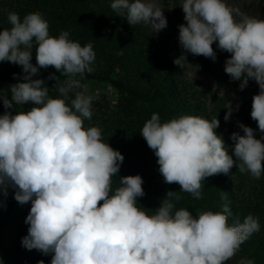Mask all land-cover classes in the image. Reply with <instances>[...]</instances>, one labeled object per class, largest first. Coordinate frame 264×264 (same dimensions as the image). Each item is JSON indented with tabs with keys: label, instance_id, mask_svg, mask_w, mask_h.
I'll list each match as a JSON object with an SVG mask.
<instances>
[{
	"label": "clouds",
	"instance_id": "obj_1",
	"mask_svg": "<svg viewBox=\"0 0 264 264\" xmlns=\"http://www.w3.org/2000/svg\"><path fill=\"white\" fill-rule=\"evenodd\" d=\"M110 7L131 26H150L153 34L167 27L159 0H112ZM180 7L186 24L179 25L178 38L186 52L215 61L216 43L230 54L224 71L241 81L240 90L250 79L257 83L250 115L264 134V19L226 0H181ZM7 19L11 27L0 30V62L22 66L24 75L7 91L0 89L4 108L15 109L0 115V193L6 197L11 187L20 205L31 203L21 240L25 249L51 254V264H225L260 230L258 217L251 214L228 224L232 212L225 191L220 192L222 211H198L195 217L184 208L174 211V201L181 199L179 192L202 199L203 182L229 174L233 166L259 179L264 135L257 139L255 130L241 123L243 135H231L233 159L215 131L217 117L186 114L161 122L153 113L140 134L157 158L164 183L178 184L180 191H167L150 215L137 201L145 195L142 177H119L114 189L112 178L124 156L104 142L99 126H84L93 115V97L82 83L94 71L93 45L82 46L67 31L50 35L40 12L23 18L9 12ZM181 59L186 60L181 56L174 63L181 66ZM49 67L60 73L48 77L55 80L57 98L49 95L45 80L32 78ZM25 104L33 106L16 110ZM227 110L225 121L233 111L231 102ZM239 264L254 261L244 258Z\"/></svg>",
	"mask_w": 264,
	"mask_h": 264
},
{
	"label": "trees",
	"instance_id": "obj_2",
	"mask_svg": "<svg viewBox=\"0 0 264 264\" xmlns=\"http://www.w3.org/2000/svg\"><path fill=\"white\" fill-rule=\"evenodd\" d=\"M112 0H0V30L10 28L7 19L9 12H16L21 18L28 13L40 12L49 23V33L59 36L61 31L69 32V39L78 41L82 46L93 45L96 59L92 67L94 71L86 73L83 84L106 85L114 89L117 99L111 105L105 98L93 99L92 118L85 120L84 126H99L102 129L104 142L121 152L124 161L118 176H114L113 188L119 184V177L140 175L144 181L145 195L138 197V204L147 209L151 215L160 206L167 191H180L178 184H166L160 175L157 158L147 146L140 134L144 123L153 113H158L161 122H166L181 115L203 114L191 103L185 91L176 80L173 67L157 53L153 45L141 32L139 25L131 26L125 17L117 15L110 7ZM122 52V55L117 53ZM205 59L209 64L210 58ZM36 64L35 49L32 61ZM15 74V75H14ZM24 73L17 67L0 71V89L7 91L9 86L22 82ZM50 75L59 76L53 67L39 69L33 79L45 80L49 87V95L60 96L53 87L55 80ZM79 78V77H77ZM65 77L60 76L63 82ZM74 98V92L69 94ZM8 98H11L8 92ZM70 103V100H69ZM33 105L15 106L17 111L29 110ZM243 124L255 130L260 139L256 121L251 118V105L242 103ZM5 109L0 100V115ZM243 135L242 129L236 131ZM234 133V132H232ZM231 133V135H232ZM234 142L229 139L228 153L233 155ZM227 192V203L232 215L228 224L236 219L243 222L249 214L258 217L260 230L241 244L239 251L225 264H239L241 259H251L254 264H264V173L259 179L250 173H241L233 166L229 174L214 175L203 182L202 199H195L190 194L179 192L180 200L174 201L175 210L181 208L192 212L195 217L198 211H222L225 201L221 200L220 192ZM0 193V200L8 198ZM9 203L12 200L9 199ZM16 204H19L16 201ZM23 224L15 229L12 244L16 255L8 259V249L3 242L2 229L4 219L0 213V260L2 264H51V254L44 255L33 249H25L21 240L27 235L28 225L25 223L31 203L20 205Z\"/></svg>",
	"mask_w": 264,
	"mask_h": 264
},
{
	"label": "rangeland",
	"instance_id": "obj_3",
	"mask_svg": "<svg viewBox=\"0 0 264 264\" xmlns=\"http://www.w3.org/2000/svg\"><path fill=\"white\" fill-rule=\"evenodd\" d=\"M159 3L164 8L167 27L153 34L150 26L140 24V30L153 45L154 50L173 67L176 80L191 103L206 119L211 120L216 117L219 119L220 125L215 131L222 136L225 146L228 147L231 133L240 131L239 125L243 124L242 103L251 105L252 97L258 94L259 87L254 80L250 79L248 85L240 90L241 81L232 80L224 71L225 61L230 54L219 50L216 43L213 44L216 59L214 61L210 58L207 65L204 63V56H195L186 52L178 38L179 25L186 24L183 10L180 7L181 0H159ZM226 3L248 16L264 19V0H226ZM181 56H184L186 60L181 59V66H179L174 63V60ZM13 67L23 72L22 66L6 61L0 62V71ZM85 85L87 86L86 95H91L93 99L102 97L111 105L115 104L117 93L114 89L106 85ZM76 91H83V89ZM229 102H231L233 111L230 119L225 121ZM8 191V198L0 200V213L4 219L3 242L8 249V259H12L16 255L12 247L15 229L23 224L24 220L20 206L14 199L15 190L9 187ZM9 199L12 200L11 204Z\"/></svg>",
	"mask_w": 264,
	"mask_h": 264
}]
</instances>
